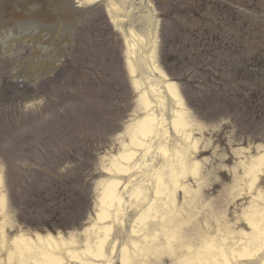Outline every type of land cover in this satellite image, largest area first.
I'll return each mask as SVG.
<instances>
[{"label": "rangeland", "instance_id": "374dc122", "mask_svg": "<svg viewBox=\"0 0 264 264\" xmlns=\"http://www.w3.org/2000/svg\"><path fill=\"white\" fill-rule=\"evenodd\" d=\"M146 1L157 18V64L178 86L191 115L189 142L193 141L194 148L190 149L189 166L178 182L168 187L183 185L165 196L164 207L169 214L163 235L153 232L146 257L140 254L136 259L142 264H187L179 250H174L181 241L189 257L195 251H214L213 261H217L224 259L222 252L231 251L240 255V264H256L249 250L264 238L263 106L246 104L248 94L245 101L235 98L238 62L231 63L227 56L230 61L214 72L225 55L215 54L207 41H198L195 35L194 46L190 41L191 34L207 32L222 38L223 46L226 40L234 43L238 53L236 43L240 42L248 58L259 46L258 38L264 41V0ZM98 8L83 21L85 40L77 35L75 45H68L72 53L61 58L54 74L17 100L7 99L3 86L19 69L23 57L0 60V118L12 112L24 113L16 127H0V191L5 201L0 213L4 218L0 227L5 226L0 231V250L2 243L12 245L23 234L43 236L38 233L45 228L37 224V231L30 230V222L35 217L49 219L52 213L47 209L35 216V206L20 212L15 200L18 187L23 191L19 199L38 193L42 199H51L55 189L65 190L68 203L75 209L74 217L66 220L63 238L72 241L77 251L85 250L86 235L100 206L101 183L110 176L107 160L117 155V139L136 115L124 37L115 30L106 8ZM91 25L94 28L89 32ZM229 35H234V42L228 40ZM210 55L216 63L214 68L208 63ZM94 88L104 91L105 97L78 99L84 90L92 92ZM25 165L39 172L27 173ZM42 234L62 237L56 228ZM156 244L160 248L157 252ZM0 256L11 261L14 255L4 250Z\"/></svg>", "mask_w": 264, "mask_h": 264}, {"label": "bare ground", "instance_id": "6f19581e", "mask_svg": "<svg viewBox=\"0 0 264 264\" xmlns=\"http://www.w3.org/2000/svg\"><path fill=\"white\" fill-rule=\"evenodd\" d=\"M107 8L122 35V27L130 22L124 30L127 32L125 57L129 74L135 77L132 87L137 93L136 115L123 133L118 134L117 155L107 160L106 171L110 176L101 183L100 206L86 235L85 250L77 251L70 244L72 241L69 243L61 236L23 234L12 245L2 243L0 253L5 250L14 256L11 261L10 258L3 261L0 256V264H142L136 258L140 254L146 257L152 233L160 235L161 232V236L164 233L169 214L164 207L165 196L176 193L183 185L171 187V191L168 187L178 182L189 166L190 149L194 148L193 141L189 142L192 118L178 87L157 64L156 22L151 6L145 0H108ZM136 23L140 27H135ZM131 60L136 63V69ZM4 209L5 201L0 193V213ZM3 220L0 216V221ZM262 240L253 243L249 250L256 264H264ZM183 247L178 241L174 250H179L187 264L193 261L240 264L242 261L240 255L231 251L222 252L224 259L217 261H213L214 251H195L189 257ZM154 249L160 250L159 245Z\"/></svg>", "mask_w": 264, "mask_h": 264}, {"label": "flooded vegetation", "instance_id": "af4514ba", "mask_svg": "<svg viewBox=\"0 0 264 264\" xmlns=\"http://www.w3.org/2000/svg\"><path fill=\"white\" fill-rule=\"evenodd\" d=\"M71 5L69 0H0L1 50L20 56L69 54L66 28L76 19Z\"/></svg>", "mask_w": 264, "mask_h": 264}, {"label": "water", "instance_id": "95a60500", "mask_svg": "<svg viewBox=\"0 0 264 264\" xmlns=\"http://www.w3.org/2000/svg\"><path fill=\"white\" fill-rule=\"evenodd\" d=\"M92 1L93 0H85V3H90ZM61 58L62 57H60V59L58 61V65H59ZM18 72H19V69L5 81L4 86H3L5 97L7 99L13 100V101L19 99L26 92H28L31 88H33L36 84L43 81L44 79H46L49 76L48 75L49 73H48L47 74L48 76L43 75V76H39L38 78H35V77L31 78L30 80L32 82L29 83L30 81L26 82L27 79H25L21 76H18ZM8 86H10V87H8Z\"/></svg>", "mask_w": 264, "mask_h": 264}]
</instances>
